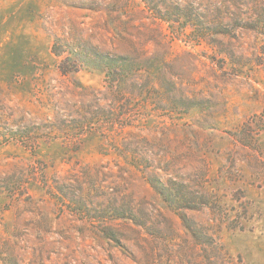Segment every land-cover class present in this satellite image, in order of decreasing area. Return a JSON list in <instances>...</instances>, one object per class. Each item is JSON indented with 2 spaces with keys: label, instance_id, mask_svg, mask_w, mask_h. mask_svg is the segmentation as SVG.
Here are the masks:
<instances>
[{
  "label": "rangeland",
  "instance_id": "374dc122",
  "mask_svg": "<svg viewBox=\"0 0 264 264\" xmlns=\"http://www.w3.org/2000/svg\"><path fill=\"white\" fill-rule=\"evenodd\" d=\"M261 31L264 0H0V264H204L168 179L264 264Z\"/></svg>",
  "mask_w": 264,
  "mask_h": 264
},
{
  "label": "trees",
  "instance_id": "16d2710c",
  "mask_svg": "<svg viewBox=\"0 0 264 264\" xmlns=\"http://www.w3.org/2000/svg\"><path fill=\"white\" fill-rule=\"evenodd\" d=\"M261 34L264 35L262 31ZM108 78L110 79L109 75ZM248 123L254 124V126L264 124L261 121L259 123L255 122L254 119H251V122L249 121ZM261 130L264 131V128ZM243 132L246 131L244 130ZM151 185L163 198L164 202L175 212L181 226L190 235L197 250L196 256L200 258L201 262H204V264H233L227 253L223 250L222 245L217 242L216 232L218 230L209 229L187 215L188 211L207 209L211 213H215L219 218H223L225 215L218 212V201L211 200L207 194L197 195L182 183H176L171 179L166 180L160 186L156 183H152ZM229 228L241 229L239 225L232 227L230 225Z\"/></svg>",
  "mask_w": 264,
  "mask_h": 264
}]
</instances>
